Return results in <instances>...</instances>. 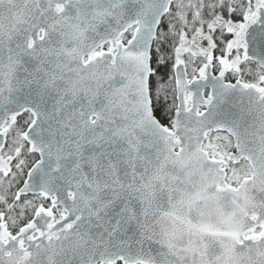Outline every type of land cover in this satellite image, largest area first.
Returning <instances> with one entry per match:
<instances>
[{"label":"snow or ice","instance_id":"snow-or-ice-1","mask_svg":"<svg viewBox=\"0 0 264 264\" xmlns=\"http://www.w3.org/2000/svg\"><path fill=\"white\" fill-rule=\"evenodd\" d=\"M0 264H264V0H0Z\"/></svg>","mask_w":264,"mask_h":264}]
</instances>
